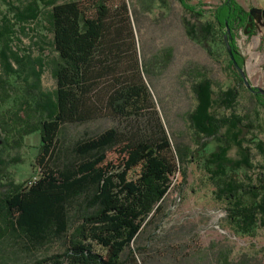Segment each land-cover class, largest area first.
Instances as JSON below:
<instances>
[{
  "label": "trees",
  "instance_id": "1",
  "mask_svg": "<svg viewBox=\"0 0 264 264\" xmlns=\"http://www.w3.org/2000/svg\"><path fill=\"white\" fill-rule=\"evenodd\" d=\"M178 1L188 16V38L210 54L225 45L228 23L243 69L236 34L248 12L226 0L204 20L202 5ZM0 5V239L26 248L60 244L56 253L27 264H127L124 254H135L132 246L158 212L172 177L187 180L175 161H199L236 234L255 237L264 228V163L255 161L256 155L264 161L262 95L252 93L253 108L240 113L239 87L215 90L202 68L190 67L196 105L187 122L195 149L174 151L145 79L168 65L171 51L141 61L126 0ZM228 68L244 88L230 56ZM48 70L54 91L43 87ZM105 118L120 121V129L78 142L74 158L60 146L65 128ZM34 133L40 134L38 178L16 184L11 168L23 163L19 152ZM222 257L221 264H232Z\"/></svg>",
  "mask_w": 264,
  "mask_h": 264
},
{
  "label": "rangeland",
  "instance_id": "2",
  "mask_svg": "<svg viewBox=\"0 0 264 264\" xmlns=\"http://www.w3.org/2000/svg\"><path fill=\"white\" fill-rule=\"evenodd\" d=\"M186 1L191 6L202 5L201 9L206 14L204 20H208L211 19V11L226 0ZM235 1L246 12L253 8L264 10V0ZM126 2L133 18L141 61L150 63L165 51H171L168 65L152 77L145 75V79L174 151L178 147L195 149L187 122V115L196 105L191 89L193 81L186 75L190 67L202 68L205 75L214 81L215 90L239 87L241 96L237 105L238 112L253 108L252 92L239 86L241 84L233 70L228 68L229 56L226 46L220 43L210 54L188 38L184 28V18L187 15L178 0ZM2 9L0 5V11ZM248 23L247 21L244 27L237 31L236 44L245 59L243 69L249 82L252 86L264 89V17L255 20V26L248 28L246 33ZM33 39V43L38 44L37 38ZM24 42L27 45L30 43L29 40ZM36 44L33 45V51L38 53L40 49ZM44 46L50 49L49 45ZM49 53L46 50L45 54ZM42 82L45 90H55L56 83L50 70L46 71ZM259 112L260 123L264 129V108L260 107ZM120 127L121 122L113 118L85 125H71L65 128L60 146L68 150L69 156L74 158L73 148L78 142L98 136L108 129ZM260 138L264 141V130ZM39 144V133L26 138L25 146L19 152L23 163L11 168L16 184L27 186L38 178L36 157ZM255 161L264 163L257 155ZM175 163L181 172L186 170V182L183 183L178 174L172 177V187L158 212L147 220L132 246L135 254L130 258L127 251L123 260H126L127 264H221L222 254H226L232 264H264V228L259 229L255 237L236 234L227 220L226 205L215 199V188L200 167L199 161ZM59 248L57 240L42 247L26 248L4 237L0 239V264L31 263L56 253Z\"/></svg>",
  "mask_w": 264,
  "mask_h": 264
},
{
  "label": "water",
  "instance_id": "3",
  "mask_svg": "<svg viewBox=\"0 0 264 264\" xmlns=\"http://www.w3.org/2000/svg\"><path fill=\"white\" fill-rule=\"evenodd\" d=\"M248 21L249 23L246 25L245 28V32L247 33L248 28H250L252 25L250 24L252 22V20H260L262 17H264V10L259 9V8H253L248 12ZM228 26V24L226 23V27ZM247 30V31H246ZM232 39V35H231V31L229 28H227V33L226 35H224V41H225V45L227 48V51L229 53L230 56V60L233 62L234 66L236 67V70L239 74V76L241 77L242 82L244 83L245 87L252 93L254 94H260L264 97V89L257 87V86H252L251 83L249 82L248 76L246 74V72L244 71V69L240 68L235 60L234 54H233V50L232 47L230 45V40Z\"/></svg>",
  "mask_w": 264,
  "mask_h": 264
},
{
  "label": "flooded vegetation",
  "instance_id": "4",
  "mask_svg": "<svg viewBox=\"0 0 264 264\" xmlns=\"http://www.w3.org/2000/svg\"><path fill=\"white\" fill-rule=\"evenodd\" d=\"M249 22V21H248ZM252 26L250 27V29L251 28H253L254 26H255V20H252V22L250 23Z\"/></svg>",
  "mask_w": 264,
  "mask_h": 264
}]
</instances>
